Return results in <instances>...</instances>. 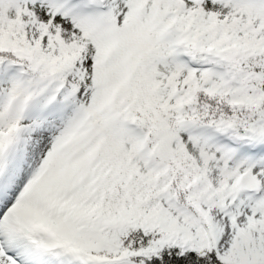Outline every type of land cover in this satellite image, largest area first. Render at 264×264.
I'll return each mask as SVG.
<instances>
[{
    "label": "rangeland",
    "instance_id": "1",
    "mask_svg": "<svg viewBox=\"0 0 264 264\" xmlns=\"http://www.w3.org/2000/svg\"><path fill=\"white\" fill-rule=\"evenodd\" d=\"M2 1L12 3L17 15L7 16V23L0 19V47H15L20 53L26 48L39 55V62L49 60L54 78L30 80L14 72L18 66L0 64V264H37L21 258L20 249L33 247L45 254L44 248L52 245L61 250L56 264L123 258L143 264L145 256L167 243L181 249L213 246L226 261L264 262V229L249 220L258 211L264 214V116L252 122L215 116L207 126L183 125L177 141L190 159L192 174L184 172L177 187L203 223L191 218L198 230L190 231L186 210L171 203L177 196L174 179H160L166 164H152L134 129L128 143L135 156L130 165L152 188L137 189L133 203L122 198L115 206H105L101 195H95L104 177L102 166L93 160L101 137L92 135L95 131L77 108L90 99L95 86L109 82L103 64L94 63V45L115 38L116 28L136 19L146 0ZM148 5L141 24L167 51L161 103L170 98L171 89L181 92L174 96L177 101H186L206 84L208 91L226 94L239 111H251L264 94V60L257 65L246 59L264 51V0H150ZM6 6L4 13L10 8ZM197 14L208 19L206 43L195 22ZM186 49L198 52L203 63L199 68H185L176 58ZM107 51L108 43H102L97 54L102 57ZM129 70L128 60L121 79ZM10 73L12 85L7 87ZM100 95L96 100L106 107ZM236 124H241L239 130L232 128ZM149 126L158 136L157 128ZM208 127L250 146L257 157L246 159L241 152L229 154L211 145L201 136ZM161 140L155 138L153 145L166 152ZM236 172L252 188L253 200L235 188ZM218 212L227 213L224 228L213 219ZM27 233L36 236L34 243L26 241ZM15 236L25 244L10 245Z\"/></svg>",
    "mask_w": 264,
    "mask_h": 264
},
{
    "label": "trees",
    "instance_id": "2",
    "mask_svg": "<svg viewBox=\"0 0 264 264\" xmlns=\"http://www.w3.org/2000/svg\"><path fill=\"white\" fill-rule=\"evenodd\" d=\"M6 5H10V8L4 13ZM143 8L140 11V16L145 13L146 9ZM9 15H13L14 17L17 15L13 4L0 0V19H3L2 21L7 23V16ZM201 16V14L200 16L197 14L195 21L205 40L209 34V30L207 29L208 19H203ZM13 25L15 27L16 23L14 22ZM15 29L17 28L15 27ZM141 29L139 18L136 20L126 19L122 22L119 28H117L118 39L111 47L109 54H107L104 66L109 72L110 79L113 80L116 60L126 54V58L128 59L129 57L131 61L130 75L127 79L125 90H118L119 97L122 99V103L128 106L138 124L142 125L145 129L150 124L157 128L158 136L152 134L150 140L160 137L162 142H164L163 145H165L166 152L159 153V151H155V157L159 161H166L170 166V174L178 178L189 167L190 160L183 152L180 144L176 142V137L180 135V129L177 125L178 119L174 115L179 113V116L193 117L189 113L190 109H194L196 111L194 116L197 117L198 114L200 119L216 114L222 116L236 115L238 117H241V114L238 110L227 104L226 97L219 93L209 92L205 85L199 86L195 90L190 107L183 105L179 109L172 100L166 102V105H162V90L166 88L163 69L167 63H161L159 58H162L165 53L153 40L152 36L143 40ZM28 52L26 48L24 53L20 54L15 47H0V63L6 65L8 62H17L21 64L28 75H37L38 72L34 70V60H38L39 57L37 54H32L34 59L32 60L29 58ZM262 57H264V51L260 55H256L254 62L259 63ZM38 69L40 75L51 76V68L45 62H42L41 66H38ZM6 82L8 84L9 80ZM262 88L264 89V79L262 81ZM115 103H118V101H115ZM259 113L264 115V96L256 109L247 115L248 119L253 120L254 115ZM97 126H100L103 138L97 151V159L106 171L104 181L99 188L103 196V203L105 206L117 205L126 190L130 195L129 202L133 203V195L136 193V190L139 188L149 189L150 184L135 174H132V176L127 175L128 168L121 156V151L127 149L126 133H124V130H121L116 124L112 128L100 124H97ZM163 137L166 138L163 139ZM179 195L182 199L183 194L179 193ZM40 258L42 257L33 251L25 252L23 256V259H30L32 261L36 259L38 261ZM144 262L145 264H238L221 259L213 246L202 249L194 247L181 249L178 245L170 243L162 245L157 253L145 256ZM48 263L50 262L45 259H41L39 262V264Z\"/></svg>",
    "mask_w": 264,
    "mask_h": 264
},
{
    "label": "bare ground",
    "instance_id": "3",
    "mask_svg": "<svg viewBox=\"0 0 264 264\" xmlns=\"http://www.w3.org/2000/svg\"><path fill=\"white\" fill-rule=\"evenodd\" d=\"M253 207L255 208L256 206H253ZM253 210H256V209H253ZM256 212H257V210H256ZM261 212H263V211H258V214H252L250 216V219H249L254 224H258L259 223V230L264 229V214H261ZM224 215H226V214L222 213V212H218V214L215 213V217L213 218V219H215V218L217 219L218 225L222 224L220 226V228H224L225 227V223L228 222V221H225ZM186 217H187L188 220L186 218L185 219L182 218V219H184L187 222V224H190V227H189L190 231L191 230H196V229L198 230L197 226H199V225H197V223L194 220L189 218V216L187 214H186ZM218 251L220 252V254H222L220 249H218Z\"/></svg>",
    "mask_w": 264,
    "mask_h": 264
},
{
    "label": "water",
    "instance_id": "4",
    "mask_svg": "<svg viewBox=\"0 0 264 264\" xmlns=\"http://www.w3.org/2000/svg\"><path fill=\"white\" fill-rule=\"evenodd\" d=\"M102 264H138L137 262L125 258V259H121V260H109V261H105Z\"/></svg>",
    "mask_w": 264,
    "mask_h": 264
}]
</instances>
